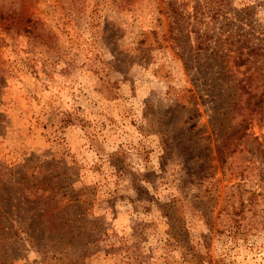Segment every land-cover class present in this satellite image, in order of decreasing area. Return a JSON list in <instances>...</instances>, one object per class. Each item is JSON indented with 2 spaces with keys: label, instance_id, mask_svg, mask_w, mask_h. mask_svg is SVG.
Here are the masks:
<instances>
[{
  "label": "rangeland",
  "instance_id": "rangeland-1",
  "mask_svg": "<svg viewBox=\"0 0 264 264\" xmlns=\"http://www.w3.org/2000/svg\"><path fill=\"white\" fill-rule=\"evenodd\" d=\"M197 34L256 84L264 0H0V264H264V108Z\"/></svg>",
  "mask_w": 264,
  "mask_h": 264
},
{
  "label": "trees",
  "instance_id": "trees-1",
  "mask_svg": "<svg viewBox=\"0 0 264 264\" xmlns=\"http://www.w3.org/2000/svg\"><path fill=\"white\" fill-rule=\"evenodd\" d=\"M196 40H197V45H196L197 49L200 51H204V52L198 53V59H196L194 62H196L198 66L197 73H199L200 75L206 78L205 82H208V86H210L211 88L209 95L215 96L216 94L218 95V97H222L224 96L225 92L231 93L232 90L234 92L238 91L239 96L241 94L243 95L253 94L251 88L256 87V90L259 91V96H260V98L257 100L256 105H261V107L264 108V68L261 70L262 71L261 74L256 73V84L255 85L252 84L253 75L251 74L245 76L244 78H239L238 82L235 83L234 76H232L228 72L226 73L225 67L222 65V62H220V60L217 58V56H220L221 59L223 58V56L220 55L219 51L214 48L211 49L210 43L206 42V38L202 35L197 34ZM244 47L247 48L246 52L243 51ZM237 50L238 51H237L236 59L233 60V63L235 66H241V65L246 64L249 61L250 57L256 58V59H258L259 57H264V46L249 44L248 41L246 40H243L240 44H238ZM205 51H208L209 55L206 56ZM192 66H195V64L193 63ZM236 87L238 90L236 89ZM218 89L219 91L215 92ZM251 111L252 109L250 110L249 113H251ZM261 112H263V110ZM244 121H245L244 119L240 120V122L242 123ZM233 151H234V148L230 149L229 152L227 151V154ZM10 175L11 173L6 172V170H4L3 168L0 169V220L2 219L3 214L6 210L11 211L13 207H15L14 204H10V200L14 198L11 192L13 188L11 181L13 180V178ZM14 175H16V173H14ZM166 206H170V204H166ZM18 211H17V214H18ZM21 211H23V208ZM49 211H52V207H48L46 209L43 208V210L42 208H40V210H38L37 212H34L30 216H26V218H23L22 216H20L19 217L20 220H18V222H20L19 223L20 225H23L26 220H31L32 222L42 220L43 218H45L44 215L47 212H48V215L47 214L45 215L46 218L51 216V213H49ZM43 223H44V220L41 221V224L39 225H42ZM27 229L31 230L32 232L34 231L40 232L38 224L34 226H28ZM43 233L44 231H42V234ZM30 236L33 238L37 237L31 233H30ZM38 238H43V237L40 236ZM203 256L204 255L200 251L194 250L191 252L190 256L189 257L187 256L186 258H184V260L186 261L194 260L195 262L194 264H204Z\"/></svg>",
  "mask_w": 264,
  "mask_h": 264
}]
</instances>
